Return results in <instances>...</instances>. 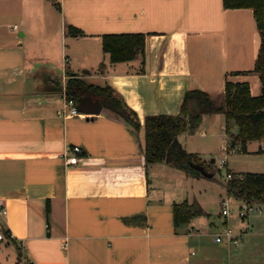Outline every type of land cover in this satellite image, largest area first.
I'll return each instance as SVG.
<instances>
[{
  "label": "crops",
  "instance_id": "1",
  "mask_svg": "<svg viewBox=\"0 0 264 264\" xmlns=\"http://www.w3.org/2000/svg\"><path fill=\"white\" fill-rule=\"evenodd\" d=\"M70 24L83 34H70ZM125 32L145 33L144 54L112 62L102 35ZM260 43L254 9L227 8L223 0H0V202L8 210L1 226L13 233L0 250L7 259L17 253L23 264H212L215 255L199 260L188 251L204 247L207 236L228 251L247 242V225L237 228L238 243L217 242L229 219L213 220L204 208L175 225L173 204L192 201L164 181L204 176L148 163L143 125L136 129L107 108L93 116L58 110L70 76L109 85L142 124L149 114L179 113L190 89L208 92L217 106L225 104L226 81H247L259 95ZM217 119L223 149L248 151L261 141L231 148L225 115L215 112L178 140L200 157L193 139L206 138ZM75 145L80 160L70 164Z\"/></svg>",
  "mask_w": 264,
  "mask_h": 264
},
{
  "label": "trees",
  "instance_id": "2",
  "mask_svg": "<svg viewBox=\"0 0 264 264\" xmlns=\"http://www.w3.org/2000/svg\"><path fill=\"white\" fill-rule=\"evenodd\" d=\"M227 8L251 7L254 9L256 23L261 36L258 56L254 71L261 80V93L252 95L247 81H226L225 104L217 106L210 94L202 89H190L184 93L177 114H149L142 124L137 113L121 105L114 96L109 85H97L79 76H70L66 82V94L75 100L81 92L94 95H106L128 115V121L136 129L143 125L145 137V157L148 163L166 162L188 174L199 175L191 167V163L204 166L201 158L189 152L178 140V134L183 131L194 133L202 122L203 115L208 113H224L225 130L229 135L231 148L238 145L240 150H246L249 141L264 138V0H223ZM60 7L58 1H55ZM68 32L73 35L83 34V31L68 25ZM146 35L143 32L105 33L102 35V48L109 53L112 62L129 61L144 54ZM237 125V132H231V124ZM230 172V171H229ZM225 186L230 196L249 203L264 205V173L243 172L234 173L226 179ZM202 208L187 200L173 204L175 225L188 223L193 217L201 215Z\"/></svg>",
  "mask_w": 264,
  "mask_h": 264
},
{
  "label": "rangeland",
  "instance_id": "3",
  "mask_svg": "<svg viewBox=\"0 0 264 264\" xmlns=\"http://www.w3.org/2000/svg\"><path fill=\"white\" fill-rule=\"evenodd\" d=\"M212 124L213 132L210 131L206 138L193 139V145L200 150V160L206 170L214 173V176L211 179L189 177L183 182L175 180L164 182H170L172 189H181L182 196L188 198L198 207L204 208L216 221L223 222L226 219L222 214L221 200L228 198L232 210L228 216L229 226L237 230L238 227L247 225L253 234L251 236L244 235L243 239L248 238L247 242L243 243V241L239 245H232L229 251L223 248L224 245L213 243L212 237L207 236L204 247H192L188 253L194 251L193 259L199 260L208 255H215L210 261L213 262L212 264H264V205L261 204V212H251L248 217L241 219L238 216L240 203L234 197L228 196L223 186L229 168L235 171L264 172V142L262 140L254 142L249 146L248 151H227L225 148L223 149L224 139L220 134L218 119ZM233 127L236 128L237 125L233 123ZM223 157L227 158L228 165H221ZM212 159H215V162ZM200 219L202 221L206 218ZM240 247H243V250ZM6 256L7 252L0 250L2 264H23L17 253L14 259L8 260Z\"/></svg>",
  "mask_w": 264,
  "mask_h": 264
},
{
  "label": "built area",
  "instance_id": "4",
  "mask_svg": "<svg viewBox=\"0 0 264 264\" xmlns=\"http://www.w3.org/2000/svg\"><path fill=\"white\" fill-rule=\"evenodd\" d=\"M15 26H17V25H15ZM77 103H78L77 100L70 98L66 95L64 105L61 109L58 110V114L60 116H64V117H67V116H90L89 114L81 113L77 108ZM71 152L72 153L69 154L67 157V161L70 164H76L80 160L78 153L82 152V148L78 145H75L71 149ZM221 165H223V166L227 165V161L225 158L221 159ZM232 176H233L232 172L227 173V179L231 178ZM221 205H222V214L225 217H228L232 212L229 199L228 198L222 199ZM261 209L262 208H261L260 204L242 201L239 205L238 216L241 219H244V218L248 217V215L251 212H255V211L261 212ZM7 212H8V210H7L6 206L0 202V241H3V240H6L7 238L13 237V233L11 231H8V230L6 231L1 226V219H3L7 215ZM242 234H243V231H236L231 226H229V224H226L223 231L219 232L216 235L215 240L217 242L227 240L230 243H238Z\"/></svg>",
  "mask_w": 264,
  "mask_h": 264
},
{
  "label": "water",
  "instance_id": "5",
  "mask_svg": "<svg viewBox=\"0 0 264 264\" xmlns=\"http://www.w3.org/2000/svg\"><path fill=\"white\" fill-rule=\"evenodd\" d=\"M56 83H58V81ZM77 101V108L81 113L92 114L93 116L100 114L103 109L107 108L128 120V115L125 111L119 108L114 100L106 95H94L84 91L81 92ZM190 165L204 177L211 178L214 175V173L207 171L206 168L199 163H191Z\"/></svg>",
  "mask_w": 264,
  "mask_h": 264
}]
</instances>
